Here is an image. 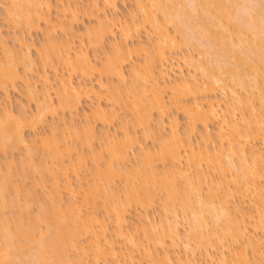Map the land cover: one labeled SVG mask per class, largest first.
<instances>
[{
	"label": "bare ground",
	"instance_id": "6f19581e",
	"mask_svg": "<svg viewBox=\"0 0 264 264\" xmlns=\"http://www.w3.org/2000/svg\"><path fill=\"white\" fill-rule=\"evenodd\" d=\"M56 1L9 0L5 6L12 27L45 37L34 46L45 85L37 89L38 82L19 69L38 68L33 45L19 38L16 52L2 38L0 91L8 99L10 89L26 82L37 111L30 119L26 109H0V151L26 146L21 161L0 164V264H264V0H136L125 23L105 12L115 13L118 0H91L83 17L96 18L97 25L87 27V39L76 37L79 45L71 31L81 20L82 0ZM52 5L58 6L55 20ZM148 28L155 36L151 46L138 41ZM109 38H115L112 54L99 66L88 48L101 49ZM181 50L190 75L176 72L182 68L174 54ZM48 69L56 73L53 79ZM95 74L98 89L87 84ZM104 77L118 84L108 85ZM92 95L98 101L92 113L85 111L91 119L86 115L84 125L73 126ZM123 110L132 120L121 119L118 136L109 126ZM173 110L185 115V132ZM60 111L73 114L71 125L53 126L39 145L26 138L25 129L36 131ZM165 116L171 120L168 135L161 134ZM98 122L108 128L99 135ZM214 124L216 134L209 132ZM139 129L156 147L138 150ZM197 133L201 144L193 140ZM99 136L106 142L93 151ZM80 146L91 149L89 155ZM137 150L134 163L130 154ZM14 162L20 166L13 170ZM85 171L91 178L83 177ZM17 175L21 182L31 179L32 188H23ZM157 200L159 222L149 215ZM133 209L140 217L135 223ZM178 217L188 223L186 234L180 235Z\"/></svg>",
	"mask_w": 264,
	"mask_h": 264
},
{
	"label": "rangeland",
	"instance_id": "374dc122",
	"mask_svg": "<svg viewBox=\"0 0 264 264\" xmlns=\"http://www.w3.org/2000/svg\"><path fill=\"white\" fill-rule=\"evenodd\" d=\"M8 1L9 0H0V40H2V38H4V39H6L7 41H8V44H9V47H11L12 48V50L14 49V50H16V52L18 51V50H20V48H18L17 49V47L19 46L20 47V44H19V42H18V40H19V38L21 39V38H23V42H27L28 41V44H31V45H33V46H31L32 48H30V50L29 51H31V56H32V58H35L34 60H36L37 62V64H38V68H37V66H35V68L33 67V69L32 70H34L35 69V71L34 72H30V71H32L31 69H24L23 68V66H20V72H22L21 74L23 75V76H25V77H27L26 75L28 74V77H29V79L30 80H36L38 83H37V85H36V87H38L37 89H40V90H42V87L45 85L44 84V78H42V76H43V72H44V70H43V67H41L42 65L40 64V60H39V58H37L38 56H37V50L36 49H38L40 46H41V44L42 43H44V39H45V37L42 35V33H40V32H38V33H35L36 31H33V32H29V34L27 33V31H25V30H23V28L21 29V28H19V29H16V28H14V27H12V25L11 24H9L8 23V21L6 20V18H4L5 17V15H4V13H5V6L7 7V5H8ZM64 2H62L61 4H66V0H63ZM102 2H103V0H101ZM100 0L98 1L99 2V4L100 5H103V3L101 2ZM52 2L53 3H60L59 1H56V0H52ZM52 3V4H53ZM91 3V0H82L81 1V4H80V9H81V13H80V16H81V20H80V22L77 24H75L74 25V27H72V29H73V31H71V33H72V35L71 36H75V37H73V38H75L74 40H75V42H76V45H79L80 44V39L79 38H76V37H80L81 35L83 36V35H85V33H86V30L89 28V27H94V26H96L97 25V20H96V18H94V19H92V18H88L87 16L86 17H83V13H84V11L86 12V11H89V7H91V5H89ZM7 4V5H6ZM135 4H136V0H118V10L114 13L113 11V13L107 8V10L105 9V12H106V14L107 15H109V16H111L112 17V15H114V16H117V19L118 18H120V23L121 22H124L125 23V20H127L128 22L132 19V13L131 12H134L133 11V9H135ZM54 5V4H53ZM52 5V10H51V15H52V17L54 18V20L58 17L57 15V10H55V8L56 7H58L57 5H55V6H53ZM55 7V8H54ZM89 8V9H88ZM109 10V11H108ZM117 13V14H116ZM111 14V15H110ZM57 16V17H56ZM113 16V17H114ZM56 17V18H55ZM131 17V18H130ZM68 18V17H67ZM66 18V19H67ZM67 20H69V19H67ZM11 25V26H10ZM123 25V24H122ZM88 27V28H87ZM149 29V28H148ZM147 29V31H142V33L140 34V38L138 39V41H140V42H142V43H145V44H143V45H146V46H151L152 44H153V41H155V40H153V38L155 37L154 36V34L150 31V29L148 30ZM77 34H76V33ZM151 32V33H150ZM76 34V35H74V34ZM81 34V35H80ZM79 35V36H78ZM116 35L117 36H115V37H118V38H114L115 40H119V41H121V36H122V32L120 31V29H118L117 30V32H116ZM153 35V36H152ZM151 36V37H150ZM85 37V39H87L86 38V35L84 36ZM17 38V39H16ZM150 38V39H149ZM25 39V40H24ZM111 39H113V38H109L108 39V41H106L105 42V44H104V47H101V49L99 48V49H94V48H92V47H89L88 49H89V53H90V55L92 56V58H95L96 59V57L98 58V59H96L97 60V63L99 64V66L100 65H102V63L105 61V59H106V57L107 56H109V55H111L112 54V51H113V48H112V45H114L113 43H112V45H110L111 44V42H113V41H115L114 39L111 41ZM17 40V41H16ZM22 40V39H21ZM117 40V41H118ZM85 41V44L87 45L88 44V42H86V40H84ZM116 41V42H117ZM118 41V42H119ZM179 41H180V39H179ZM147 42V43H146ZM148 42H149V44H148ZM35 43V44H34ZM79 43V44H78ZM150 43H152V44H150ZM19 44V45H18ZM40 45V46H39ZM34 46H37L38 48H35ZM34 48V49H33ZM184 48H186V47H184ZM184 50H187V49H184ZM110 51V52H109ZM182 51V50H181ZM181 51H178V53H179V55H178V53H176V54H174V57H177V58H175V60H177L176 61V65H178V63L177 62H179L180 64H179V67L180 68H182V69H178V68H176V69H178V70H176V72H180L181 70V72L183 73L184 72V75H187L188 73H189V75H190V72L191 73H193L192 71H193V69L192 68H190L189 67V65L187 64V62H186V60L184 61L183 59H186V56H184L185 55V52L184 51H182L183 52V54H182V52ZM186 52H188V51H186ZM2 50H0V57L2 56ZM192 53V52H191ZM194 53V52H193ZM93 54V55H92ZM96 54V55H95ZM109 54V55H108ZM187 54V53H186ZM195 54H197V53H195ZM140 55H142V56H140V58H141V60L142 59H144L145 58V55H144V53H140ZM189 55V54H188ZM94 56V57H93ZM106 56V57H105ZM105 57V58H104ZM137 57L139 58V55H137ZM183 58V59H182ZM99 60V61H98ZM101 61H102V63H101ZM177 67V66H176ZM128 68V69H127ZM126 68V72L128 73V71L130 70L129 68L130 67H127ZM38 69V70H37ZM59 69H61V71L60 70H58L57 71V74L59 75V73H60V75H62V73H65L66 71H63L64 70V68H62L61 66L59 67ZM23 70H25V71H23ZM47 71V73L48 74H51V75H49V77H51V79H53L54 78V76L56 75V73L55 72H52L53 70H50V69H48V70H46ZM25 73V74H24ZM130 73V72H129ZM47 74V75H48ZM95 75H97V76H95ZM94 75V77L91 79V80H88L87 81V84H91L92 82H94V83H92L93 85H95V88L96 89H98L99 88V86L97 85L98 83L96 82L97 80H98V77H99V74H95ZM129 75V74H128ZM175 75L176 76H180V74H176L175 73ZM183 75V76H184ZM41 76V77H40ZM53 76V77H52ZM31 77H32V79H31ZM97 77V78H96ZM75 78H77V77H75ZM200 78V77H199ZM28 79V80H29ZM94 79H96V80H94ZM27 80V79H26ZM76 80V79H75ZM74 80V81H75ZM105 82H107L108 83V85H113V84H118V83H116V82H118V81H116V79H113L112 81H111V79H106V77H104V79H103ZM35 81V82H36ZM77 81H79V80H77ZM77 81H75V82H77ZM33 83H34V81H32ZM26 82H23L22 80L20 81V82H18L17 83V85H16V87L15 88H13V89H10L9 90V98L7 99V94L5 95V93L4 92H2V91H0V109H3V108H5V106L7 105H10V106H8V107H11L12 106V108H13V111L15 112V114H18L19 113V111H21V109L22 110H24V109H26L25 111L28 113V114H26L30 119L31 118H34L33 116L35 115L34 113H36V111H37V106H36V102H34V101H31V100H29L28 98V95H27V85L25 84ZM34 84H36V83H34ZM49 84V83H48ZM53 84L54 85H49L50 86V88H52V89H50L51 90V95L53 96L52 97V99H53V103H55V105H57L58 104V98H56L54 95H53V93L55 94V92H53V91H55V89L56 88H54V87H56V83L55 82H53ZM27 86V87H26ZM44 89V88H43ZM41 93V92H40ZM105 93H106V91H105ZM241 93H243V91H241ZM103 94V93H102ZM107 94V93H106ZM106 94H103V95H106ZM108 95V94H107ZM106 95V96H107ZM222 95H224V93L221 91V90H219L218 91V96L219 97H223ZM227 96H228V94H227ZM93 97V98H92ZM91 99H89V98H86L84 101H83V103H82V105H81V109L78 111V114H75L74 116H73V121H74V123L72 124L73 126L75 125V124H77V125H84L86 122H87V120H89V119H91V116H92V114H89L90 112L92 113V111H93V109H94V107H95V105H96V103H97V101H98V99L96 98V96L95 95H92L91 97H90ZM228 99H231L230 98V94H229V97H227ZM97 99V100H96ZM103 99V100H102ZM90 100H92V101H90ZM106 100V101H105ZM93 102V103H92ZM101 104L104 106V107H107L108 108V105H110L109 103V101L107 100V99H105V98H101ZM108 103V104H107ZM94 104V105H93ZM23 105H24V108H23ZM3 106V107H2ZM22 106V107H21ZM85 111H87V112H89V113H86ZM120 111V110H119ZM125 110H123L122 112H119V115H121V116H119V117H121V118H118L113 124H111L110 126H109V130L110 131H112V132H116L117 133V135L119 136H121L122 134H123V129H121L122 128V123H121V119L123 120V119H125L126 117V120L128 119V123L130 124L131 122V120H132V118L131 119H129L130 118V113H128V112H124ZM173 111H175V110H173ZM84 112V113H83ZM126 113H128L127 115H126ZM175 113L176 114H174V112H172L170 115H167V116H170V118L172 119V116H174V115H176L174 118H179L178 120H179V126H180V130H181V132H185L184 130H186L185 128H186V123H187V120H185L186 119V117H185V115L182 113V112H176L175 111ZM29 114H30V116H29ZM61 114V115H60ZM172 114H174V115H172ZM71 115H73L72 113H70V112H68V111H66V113H65V111H64V113H63V111H60V112H58V114L57 115H54L53 117L50 115L47 119H49L48 121L46 120V125H44L43 127H38L37 128V130L35 131V130H33V129H30V128H32V127H30V128H27V129H25L24 130V133H25V136H26V138H29V140H32V139H38L37 140V145H39L40 144V139L42 138V137H47L48 135L50 136L51 135V128L53 127V126H55V125H58V127L60 128V130H63L62 128L63 127H65L64 126V124H69L70 123V125H71V121H70V119H72V116ZM77 115V116H76ZM79 115V116H78ZM86 115H88L87 116V118L88 117H90L89 119H86L85 117H86ZM123 115V116H122ZM130 115V116H129ZM56 116H58V117H56ZM71 116V117H70ZM85 116V117H84ZM167 116H165L164 117V121L166 122H164L166 125L164 126L165 128H163L162 130H161V134H166V135H168V133H166V132H168V131H170V130H168V129H170V126H169V123L168 122H170L171 120L167 117ZM178 116V117H177ZM155 117H159V115H157V113L154 115V117H153V121L154 122H152V126H154V130L155 129H157L156 127H158V122H160V119L158 118H155ZM58 118H60V119H58ZM29 120V119H28ZM77 120V121H76ZM86 120V121H85ZM159 120V121H158ZM169 120V121H168ZM66 121V122H65ZM67 121H70V122H67ZM76 121V122H75ZM82 121V122H81ZM124 122H127V121H125V120H123ZM157 121V122H156ZM168 121V122H167ZM48 122V123H47ZM84 122V123H83ZM83 123V124H82ZM155 125H154V124ZM67 124H66V126H67ZM171 125V124H170ZM55 127H57V126H55ZM103 127V128H102ZM105 128H107V127H105V125H103V124H101V122H98L97 124H96V132H97V135H99V134H101V133H103L104 131H105ZM53 129V128H52ZM108 129V128H107ZM164 130V131H163ZM210 130H211V132H210ZM216 130H217V125L216 124H214V125H211V127H210V129H209V132L210 133H212V134H216ZM100 131H102V132H100ZM200 131H202V130H200ZM100 132V133H99ZM111 132V133H112ZM137 132H138V138H139V145L140 146H138V150H139V148H144V147H146L147 149L149 148V147H151V149L152 148H154V146H155V144L153 143V140H151V139H143V137L142 136H144L143 134H142V129H139V130H137ZM136 132V133H137ZM35 133L37 134V135H35ZM110 133V134H111ZM46 134H48V135H46ZM202 134V133H201ZM200 134V135H201ZM39 135H41L40 136V138H39ZM137 135V134H136ZM197 136H195V138L193 139L194 141H196V142H198V143H196V144H201L202 143V141H201V143H199L200 142V139H201V136L197 133L196 134ZM199 135V136H198ZM123 136V135H122ZM36 137V138H35ZM196 137H197V139H196ZM214 137H215V135H214ZM99 138L101 139H99L98 141H96L95 142V145L93 146V148H92V150L93 151H97V149H100V147L99 146H101L102 144H103V142L102 141H104V144H105V140H102V136H99ZM146 140V141H145ZM151 140V141H150ZM216 141V143H217V139L215 140ZM141 142H142V145H141ZM97 144V145H96ZM99 144V145H98ZM36 145V144H35ZM143 145H144V147H143ZM149 146V147H148ZM217 146V145H216ZM24 147H26V146H24V145H22L21 147H20V149L18 148V150H14V152L13 151H11L10 152V154H7V153H5L4 151H0V164L1 165H3V166H1V167H4L6 164H7V162L8 161H6L7 159H9V160H11V159H14V160H12V161H15L16 163H18L19 161H21V157H22V159L23 158H25V157H23V156H25L24 155V152L26 153V148H24ZM84 147V148H83ZM99 147V148H98ZM156 147V146H155ZM80 149L82 148L83 150H81V151H86L85 152V154L87 155H89V151L91 150V149H89L88 147H86V146H80L79 147ZM97 148V149H96ZM141 148V149H142ZM22 149V150H21ZM136 151V152H134V151H132L131 152V156H133L134 154H136L137 155V153L139 152H141V150L140 151ZM99 151V150H98ZM5 153V154H4ZM14 153V154H13ZM5 156H4V155ZM7 154V155H6ZM21 156V157H20ZM130 156V157H131ZM7 158V159H6ZM41 158V156L38 158V160ZM89 158H90V156H89ZM135 158H136V156L134 155L133 157H131L130 159H131V161L132 162H134V160H135ZM5 159V160H4ZM11 161V162H12ZM10 162V161H9ZM15 162H14V164H15ZM91 162V161H90ZM89 162V165H90V169L93 167V165L91 164ZM135 163V162H134ZM131 164H133V163H131ZM16 166H14V168H13V170L14 169H17L18 167H17V165L18 166H20L19 164H15ZM134 165V164H133ZM17 167V168H16ZM14 172H16V171H14ZM13 172V173H14ZM87 172V173H86ZM19 174H20V172H19ZM16 175V174H15ZM33 175V176H32ZM90 176V178H91V174H90V172H88V171H85L84 173H83V177H85V178H89V176ZM13 177H15V176H13ZM20 177L21 176H18L17 175V177L14 179V180H17L18 178V183H23L22 185L24 186H21V187H23V188H30L31 187V185H33V182L32 181H29V180H31V179H37V178H39L36 174H35V176H34V174H31V176L29 175V177L28 178H31V179H29L28 181H22L21 182V179H20ZM34 177H36V178H34ZM13 180V182L15 183V181ZM22 180H24V179H22ZM76 180V179H75ZM34 181V180H33ZM35 182V181H34ZM76 182V181H75ZM12 184L13 186L15 185V184ZM17 183V182H16ZM21 185V184H20ZM27 185V186H26ZM118 185H119V187H121V184L120 183H118ZM13 186H11V188H12V190H13ZM28 186H30V187H28ZM22 188V191H25V189H23ZM32 188V187H31ZM11 191V190H10ZM13 192V191H12ZM12 192H10V193H12ZM13 194V193H12ZM65 197H66V195H65ZM161 198H158V200H160ZM157 200V201H158ZM157 205H161V201H158L157 203H156V205H155V207H153L151 210H150V213H149V215H150V217H151V219H155V221L156 222H159V219H161V210H159L160 209V206H157ZM155 208H157L156 210H155ZM33 209H36V208H34L33 207ZM140 211V210H139ZM159 211H160V213H159ZM34 212V211H33ZM160 214V215H159ZM132 215H134L133 217H135V218H133L132 217ZM131 215V220H135L134 222H132L131 220H130V222L131 223H135V222H138L139 220H140V217L139 216H136V215H138V212L136 211V210H134L133 209V214ZM160 216V217H159ZM138 218H139V220H138ZM180 218V219H179ZM178 219L179 220H181V221H179V223L182 225H179L178 224V226H179V231H180V235L181 234H183V233H187L186 231L188 230L187 228L189 227L188 226V223H187V221H184L185 219H183V217H178ZM177 219V220H178ZM182 222H184L183 224H182ZM112 226V225H111ZM186 229V230H185ZM185 231V232H184ZM142 234V233H141ZM139 236H142V235H140V233H139ZM182 237V240L183 241H185L184 239V236H181ZM184 238V239H183ZM182 240H180V243L179 244H181L179 247H178V252L180 253L181 251V253H182V255H184L185 254V247H183L184 245V243H182ZM183 245V246H182ZM225 250V249H224ZM160 253H157V254H159V255H161L162 254V251L161 250H158ZM226 253H227V256H228V254L230 255V250H228L227 248H226ZM199 253H200V251H198ZM180 253V254H181ZM199 253H198V255H199ZM251 253V252H250ZM250 255H252V253L250 254ZM200 257V256H199ZM252 258V257H251ZM146 259H144L143 261L144 262H146L145 261ZM252 263H254L253 261H252ZM125 264H131V263H128V262H125Z\"/></svg>",
	"mask_w": 264,
	"mask_h": 264
}]
</instances>
